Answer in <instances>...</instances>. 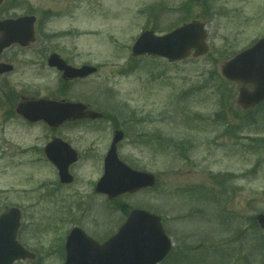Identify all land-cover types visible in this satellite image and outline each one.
Listing matches in <instances>:
<instances>
[{"label": "rangeland", "instance_id": "obj_1", "mask_svg": "<svg viewBox=\"0 0 264 264\" xmlns=\"http://www.w3.org/2000/svg\"><path fill=\"white\" fill-rule=\"evenodd\" d=\"M187 2L4 0L0 6V17L39 15L50 34H41L31 51L18 56L14 72L0 77V213L22 209L19 240L36 251L15 264H63L69 226L103 240L124 221L113 202L94 192L115 128L129 132L120 157L158 179L155 188L120 203L165 204L174 251L181 253L163 264H264V232L253 222L264 213V107L245 114L236 103L241 84L220 73L225 61L264 36V0H221L222 9L209 15ZM193 19L207 24L208 54L173 63L132 57L143 29L165 33ZM51 52L98 72L58 91L61 77L46 62ZM10 90L81 101L108 115L55 130L80 154L70 168L72 184H61L57 169L40 161L50 129L6 116Z\"/></svg>", "mask_w": 264, "mask_h": 264}, {"label": "water", "instance_id": "obj_2", "mask_svg": "<svg viewBox=\"0 0 264 264\" xmlns=\"http://www.w3.org/2000/svg\"><path fill=\"white\" fill-rule=\"evenodd\" d=\"M33 19L19 18L0 22V29L6 32V41H24L32 32ZM204 25L197 21L185 24L167 35L156 36L152 31L144 32L133 46L134 55L153 54L171 61L188 57L193 48L195 55L208 51L205 43ZM4 42L0 41V50ZM52 64H59L54 57ZM0 65V73L8 69ZM63 68V67H62ZM66 76H87L96 68L84 66L81 69L66 67ZM223 74L232 80L252 82L253 91L242 88L239 102L243 107H250L264 99V38L255 46L240 53L225 63ZM20 111L32 121L45 119L52 125H59L67 119L83 117L97 118L101 114L95 111L85 113L86 106L81 103H58L39 101L28 104ZM124 134L117 131L111 148L105 159V173L97 185V191L111 196L126 191H135L141 187L152 186L155 177L146 172L131 169L117 155V143ZM48 156L58 164L63 182H71L68 166L77 160V153L69 144L55 139L46 149ZM264 227V215L258 216ZM20 213L13 208L0 216V264H12L17 258L25 257L24 250L16 240ZM66 264H156L164 259L171 248V241L165 234L160 218L143 211H134L120 231L103 244L75 229L67 242Z\"/></svg>", "mask_w": 264, "mask_h": 264}, {"label": "flooded vegetation", "instance_id": "obj_3", "mask_svg": "<svg viewBox=\"0 0 264 264\" xmlns=\"http://www.w3.org/2000/svg\"><path fill=\"white\" fill-rule=\"evenodd\" d=\"M207 3H208V7L210 9H215V10L220 11L222 9V7H223V4H222L221 0H207ZM36 16H37V20H36V24H35L36 33L43 32L45 23L40 21V16L39 15H36ZM33 45L34 44H31V45H29L27 47H23V46L17 45V44L11 45L10 47H8V48L4 49L2 52H0V63H7V64H10V65L13 64L14 67H15L14 63L17 62L18 56L20 54H22V53L25 54L26 51H28V50L31 51V49L33 48ZM12 50L14 51V53L11 52ZM57 72L61 76V73L59 71H57ZM7 75H8V73H6L5 75H1V77L2 78H6ZM67 81H70V80H67ZM42 97L50 98L48 96H42ZM38 98H41V97L40 96H36V95H27V94H24L22 92H17V95H12V97L9 98V101L5 102L6 107H7L6 116L8 118H11L15 114V115L18 116V118H20L22 120V123L25 126H28V127L37 126L39 123L45 125L44 122H31L28 119H26L25 117H23L22 115L16 113L17 106L23 100L30 101V100H35V99H38ZM51 99H55V97L52 96ZM48 128L51 131V134L48 136V138L51 139V138L54 137V131H53L54 128L50 127V126H48ZM46 142H48V141H46ZM41 151L42 150H40V152ZM43 151H44V148H43ZM137 207L140 208V209H145V210L152 211V209L149 206H147V205H142V206H137ZM156 214H159L160 216H162L163 222L165 221V217L163 215V212H159V213H156Z\"/></svg>", "mask_w": 264, "mask_h": 264}, {"label": "trees", "instance_id": "obj_4", "mask_svg": "<svg viewBox=\"0 0 264 264\" xmlns=\"http://www.w3.org/2000/svg\"><path fill=\"white\" fill-rule=\"evenodd\" d=\"M229 251H230V249H228V250L225 252V255H229Z\"/></svg>", "mask_w": 264, "mask_h": 264}]
</instances>
